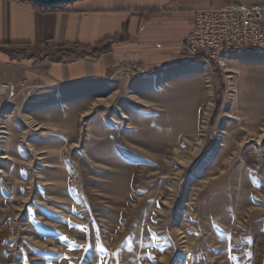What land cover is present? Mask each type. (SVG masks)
Instances as JSON below:
<instances>
[{
  "label": "rangeland",
  "instance_id": "374dc122",
  "mask_svg": "<svg viewBox=\"0 0 264 264\" xmlns=\"http://www.w3.org/2000/svg\"><path fill=\"white\" fill-rule=\"evenodd\" d=\"M242 55L0 88V264H264V53Z\"/></svg>",
  "mask_w": 264,
  "mask_h": 264
},
{
  "label": "crops",
  "instance_id": "0c3cea01",
  "mask_svg": "<svg viewBox=\"0 0 264 264\" xmlns=\"http://www.w3.org/2000/svg\"><path fill=\"white\" fill-rule=\"evenodd\" d=\"M225 2L255 6L264 0H77L62 12L54 11L66 5L42 11L0 0V88L111 86L117 70L128 65L150 73L172 68L171 79L203 68L182 53V45L194 11ZM249 56L232 54L223 62Z\"/></svg>",
  "mask_w": 264,
  "mask_h": 264
},
{
  "label": "built area",
  "instance_id": "2783aa9c",
  "mask_svg": "<svg viewBox=\"0 0 264 264\" xmlns=\"http://www.w3.org/2000/svg\"><path fill=\"white\" fill-rule=\"evenodd\" d=\"M193 16V29L184 43V51L193 58L208 59L220 68L219 50L264 48V3L247 6L225 2L219 8L195 10Z\"/></svg>",
  "mask_w": 264,
  "mask_h": 264
},
{
  "label": "bare ground",
  "instance_id": "6f19581e",
  "mask_svg": "<svg viewBox=\"0 0 264 264\" xmlns=\"http://www.w3.org/2000/svg\"><path fill=\"white\" fill-rule=\"evenodd\" d=\"M18 3H27V4H30L32 6H34V8L38 9V10H44V8H51V7H41V6H38V5H35L34 3L32 2H29L27 0H17ZM57 6H63V5H55V6H52V7H57ZM249 52H256V53H262L264 52V48H253V49H250V48H242V49H223V50H219L218 51V59H220V66L224 67V63H223V58L225 56H230L232 54H236V53H249ZM194 59H197V60H202V61H208V59H203V58H194Z\"/></svg>",
  "mask_w": 264,
  "mask_h": 264
},
{
  "label": "water",
  "instance_id": "95a60500",
  "mask_svg": "<svg viewBox=\"0 0 264 264\" xmlns=\"http://www.w3.org/2000/svg\"><path fill=\"white\" fill-rule=\"evenodd\" d=\"M41 7H52L55 5H70L77 0H27Z\"/></svg>",
  "mask_w": 264,
  "mask_h": 264
},
{
  "label": "snow or ice",
  "instance_id": "6c2138e0",
  "mask_svg": "<svg viewBox=\"0 0 264 264\" xmlns=\"http://www.w3.org/2000/svg\"><path fill=\"white\" fill-rule=\"evenodd\" d=\"M81 231H83V229H81ZM60 239H65L64 237H60Z\"/></svg>",
  "mask_w": 264,
  "mask_h": 264
}]
</instances>
